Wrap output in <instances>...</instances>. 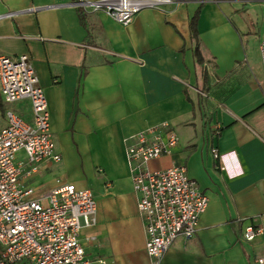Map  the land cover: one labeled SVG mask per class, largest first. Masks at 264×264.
<instances>
[{
	"label": "crops",
	"instance_id": "obj_1",
	"mask_svg": "<svg viewBox=\"0 0 264 264\" xmlns=\"http://www.w3.org/2000/svg\"><path fill=\"white\" fill-rule=\"evenodd\" d=\"M263 39L264 0H179L127 26L80 0H0V55L30 58L61 158L31 174L24 165L21 186L34 197L64 184L91 191L95 225L79 234L89 261L256 264L264 256ZM11 108L31 121L28 101ZM158 126L178 143L148 169L184 167L208 204L194 237L178 238L155 262L145 253L123 140ZM16 160L25 162L23 152ZM83 163L87 176L63 177ZM249 226L263 235L245 242Z\"/></svg>",
	"mask_w": 264,
	"mask_h": 264
},
{
	"label": "built area",
	"instance_id": "obj_2",
	"mask_svg": "<svg viewBox=\"0 0 264 264\" xmlns=\"http://www.w3.org/2000/svg\"><path fill=\"white\" fill-rule=\"evenodd\" d=\"M179 0H80L84 10L102 12L127 26L141 11L171 5ZM264 81V39L259 45ZM28 101L31 121L11 106ZM0 264H107L86 259L79 242L81 230L95 225L96 202L90 190L72 184L58 185L45 196L34 197L20 183L24 165L35 173L43 162L59 163L50 133L47 100L27 55H0ZM131 184L137 196L136 212L145 233V253L157 262L180 237L191 240L208 199L182 166L151 171L148 164L170 155L178 138L166 126L139 131L123 140ZM23 152L25 162L17 161ZM217 160L218 152L211 150ZM263 235L260 227H247L243 240ZM93 241L94 238H89ZM264 264V256L255 259Z\"/></svg>",
	"mask_w": 264,
	"mask_h": 264
},
{
	"label": "rangeland",
	"instance_id": "obj_3",
	"mask_svg": "<svg viewBox=\"0 0 264 264\" xmlns=\"http://www.w3.org/2000/svg\"><path fill=\"white\" fill-rule=\"evenodd\" d=\"M3 110V107H1V109H0V114H1V111ZM0 118H1V116H0ZM83 160V159H82ZM82 164V163H81ZM84 166H85V163H83V166H81V168L80 169H77L75 166H73V168H71V169H63V177L64 178H66V179H68V178H72V177H76V176H78L79 175V173L82 175H86L87 176V173H86V170H85V168H84ZM79 168V167H78ZM61 174V173H60ZM57 176H59V175H57ZM41 196V195H40ZM90 261H92V258H91V260Z\"/></svg>",
	"mask_w": 264,
	"mask_h": 264
},
{
	"label": "trees",
	"instance_id": "obj_4",
	"mask_svg": "<svg viewBox=\"0 0 264 264\" xmlns=\"http://www.w3.org/2000/svg\"><path fill=\"white\" fill-rule=\"evenodd\" d=\"M196 21H197V13H195V15L193 16V18L191 19L190 21V31H191V37L193 38V40H196V37H197V31H196ZM195 58H196V61L201 64V58L198 54V49L196 48L195 50Z\"/></svg>",
	"mask_w": 264,
	"mask_h": 264
}]
</instances>
